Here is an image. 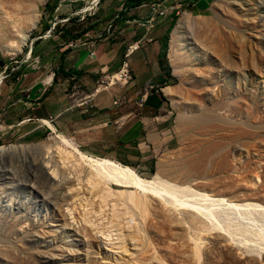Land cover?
<instances>
[{"label": "rangeland", "instance_id": "obj_1", "mask_svg": "<svg viewBox=\"0 0 264 264\" xmlns=\"http://www.w3.org/2000/svg\"><path fill=\"white\" fill-rule=\"evenodd\" d=\"M39 2L42 14L23 50L17 55L4 53L0 42V76L6 75L0 83V96L8 89L12 95L6 100L0 98V146L16 145L28 150L0 161V264H154L153 260L163 264H264V215L257 214L253 222L219 212L217 220L213 217L210 222L215 227L207 231L187 224L184 235L176 224L163 226L131 204L128 198L132 191H138L142 198L148 195L131 187L113 184L109 194L102 191L75 204L72 200L64 202L71 218L70 225L65 223L55 209L57 186L32 179L34 173L41 174L35 167L36 161L47 152L46 142L50 140L66 147L62 136L81 151L93 154L80 147L74 138L52 132L46 123L24 122L22 106L29 99L27 89L38 79H46L45 85L53 87L50 49L59 47L60 42L69 44L73 36L85 38L86 43L76 48H86L93 69L98 68L89 76L93 92L100 86L105 87L101 92H107L122 84L123 79L109 84V76L122 68L124 60L114 73L100 70L99 47L117 33V28L114 32V28L109 30L113 14L102 8L101 0ZM9 3L0 0V6L7 10ZM186 12L194 16V21L181 25ZM45 20L49 21V32L44 33L47 43L43 50L49 70L42 66L35 50L39 42L36 39L41 36L37 27ZM172 22L164 37L167 77L159 86L144 92L138 99L142 106L136 103L133 107L145 116L144 137L135 143V151L138 147L143 149L142 156L135 155L133 162L123 164L144 178L157 174L160 164H164L168 170L159 176L158 189H166L164 192L176 199L181 198L176 197L181 193L179 186L197 189L196 185H202L206 193L221 192L234 201L248 198L264 203V0H213L205 10L182 7ZM176 34L181 35L185 47L175 60L172 40ZM67 78L69 88H83L77 76ZM167 88L174 89V96L166 93ZM34 145L35 150H31ZM93 204L96 209L104 206L106 217L99 223L112 237L129 226L126 233L138 239V252L133 255V251L125 252L127 248L132 250L129 239L116 250L92 241V234L84 229V224L87 217L98 219L99 213L91 209ZM114 210H118L115 215ZM175 213L182 214L181 210ZM19 223L45 228L47 240L43 239L39 247L42 253L33 243H24L26 236L21 230L25 227L20 228ZM171 229L175 232L172 238Z\"/></svg>", "mask_w": 264, "mask_h": 264}, {"label": "crops", "instance_id": "obj_2", "mask_svg": "<svg viewBox=\"0 0 264 264\" xmlns=\"http://www.w3.org/2000/svg\"><path fill=\"white\" fill-rule=\"evenodd\" d=\"M150 1L153 0H101L102 8H108L110 14H113L108 25L109 30L114 28L112 31L114 32L117 28V33L99 47L101 53L99 67L102 72L111 74L119 70L123 60L128 59L130 78L127 79V83L124 80L117 89L93 92L89 85V76L92 72L98 71V68L93 69L86 48L69 46L70 42L80 41L84 44L83 42L86 41L82 35L73 36L68 46L60 42L59 47L50 49L53 64L49 69L53 73V87L49 89L45 85L46 79H38L27 89L29 99L24 100L22 106V110H25L23 121L42 124L48 120L54 130L47 123L46 126L52 132L74 138L80 147L87 149L86 151L93 155H104L127 164L135 160V155L142 156L143 149L138 147V151H135V143L136 141L139 143L144 137L143 117L145 116L137 112L139 108L136 111L133 107L136 103L142 106L138 99L141 100L144 92L148 88L159 86V82L167 77L164 37L171 29L176 14H171L154 29L153 43L142 45L126 58L128 46L140 39L143 34V28L136 21L149 14V6L142 4ZM212 1L176 0L173 3L181 5V8L189 6L205 10ZM115 2H118L117 6L114 5ZM134 13L138 15L128 17ZM117 15L118 19L115 20ZM48 26L49 21L39 23L37 33L41 36L36 39V42L38 40L39 42L35 45L42 66L46 69L48 57L43 49H46L44 44L47 43V38L44 33L47 32ZM70 75L82 80L83 88L66 86L65 82L69 80L67 77ZM49 79L51 75L48 81ZM9 92L10 89L6 90V94L2 97L0 96L1 101L12 97ZM93 150H100L102 153Z\"/></svg>", "mask_w": 264, "mask_h": 264}, {"label": "bare ground", "instance_id": "obj_3", "mask_svg": "<svg viewBox=\"0 0 264 264\" xmlns=\"http://www.w3.org/2000/svg\"><path fill=\"white\" fill-rule=\"evenodd\" d=\"M9 1L8 10L7 8L4 9L2 5L1 6L3 8L0 6V42L4 53L17 55L27 44L30 35L40 20L42 12L40 10L39 0ZM98 2L99 0H93V3ZM193 21L194 16L191 13L186 12L181 20V25H190ZM179 29L180 26L178 30ZM180 37V34H176L172 40V55L175 60L179 51L185 47L184 40L183 38L180 39ZM1 76L4 75L2 74ZM166 91L170 96H174V89L168 88ZM176 103H178L177 100ZM46 123L53 127L48 120ZM61 139L64 144H66V147H63L55 140L46 142L45 148H47V152L42 154L37 159V166H35L41 174L34 173L32 175V179L57 186L54 193L56 199L55 209L58 210L59 215L64 217L63 219L66 220L65 223L69 225L71 224V218L69 220V215L64 209V202L72 200L75 204L78 203L77 201L80 199H84L86 197L89 198L93 194L101 193L102 191L109 194L113 188V184L120 185L122 187L140 189L143 192L148 193L147 198H142L138 195V191H132L128 199L131 204L140 209L144 215H149L150 217L156 219L159 224L163 226L176 224L178 231L184 235L187 224L194 229L196 228L207 231L211 229V226L215 227V224H210V222H213V217L215 218L216 214L219 212L225 213L226 215L233 214L235 215V218L242 221L253 219V222L256 221L254 218L257 214L264 215V203L253 202L248 198H242L241 200L236 199V201H234L222 196L221 192L206 193V187L202 185H196L197 189H193L191 186H179L178 188L175 186L178 191L181 192L178 196L175 195L177 198H181L176 199L175 197L170 196L171 193H166L168 191L164 192L166 189L164 191H160L158 189V185L161 184L159 176L165 175L168 170L164 164H160L157 174H153L150 178H144L129 165L110 158L87 154L86 152L81 151L70 139L64 136H62ZM36 146L37 145H34L30 149L35 150L34 147ZM20 148L21 147L17 148L16 145L0 146V161H4L7 156L13 157V153H17L18 151H28L25 148ZM46 154H49V156H46ZM164 183L168 184L169 182L165 181ZM249 197L251 198L252 196ZM94 206L95 205L93 204L91 209H94L97 213H99L97 215L99 221L98 219L97 222L96 219L94 221L87 217L84 224V229L90 231L92 234V241L98 246L104 245L107 246V248L109 247L116 250V248H120V246L124 245L125 242H127V239H129L132 250L128 248L127 250L125 248L126 251L125 249L124 251H133L131 252L132 255L135 253L134 251L138 252L140 250H137L138 246L140 247L138 239L133 236H128L126 233V231L129 230V226L125 229V231L117 234L116 237H112L111 234L103 230L105 226L101 225V223H103L101 221H104V218L106 217V213L103 208L104 206H100L98 209ZM175 210H181L182 214L179 215L175 213ZM87 211L89 210L87 209ZM91 212L94 211L92 210ZM117 213L118 210L113 211V215ZM24 220L25 218L23 221ZM251 224L257 225L255 223ZM69 225H67V227ZM17 226L20 228L22 227V229L25 227V229L21 230L22 232L20 231L26 236L24 237V243L30 242L33 243V245H36L35 247L39 248L40 243L47 240L44 237L45 232L43 230L45 228L41 230L39 227H26L23 223H19ZM220 226L222 227L221 224ZM174 235L175 232L171 229L169 236L172 238ZM43 239L44 241H42ZM38 248L36 249L40 252L43 251L41 248ZM52 254L54 257L57 256L54 253ZM134 257L135 255L133 258ZM50 260L51 257H48V261ZM153 261L154 264H163L160 260Z\"/></svg>", "mask_w": 264, "mask_h": 264}, {"label": "built area", "instance_id": "obj_4", "mask_svg": "<svg viewBox=\"0 0 264 264\" xmlns=\"http://www.w3.org/2000/svg\"><path fill=\"white\" fill-rule=\"evenodd\" d=\"M173 1L176 0H153L150 1L148 3H143L142 5H147L149 6V14L144 17V18H140L136 21V23L143 28V34L141 36L140 39H138L137 41H135L134 43H132L131 45H129L127 52H126V58L129 57V55L136 49L142 47V45L147 44V43H153L155 38L153 36V31L154 29L167 17H169L171 14L176 13L179 14L180 13V9H181V5H177L176 3H173ZM118 18V15L116 16V19ZM115 19V20H116ZM49 32V30H48ZM86 43V42H83ZM80 41H76V42H70V46H72L73 48H76L77 46H79ZM82 44V43H81ZM32 53V49H30L29 54L31 56ZM39 58V57H37ZM118 77H116L115 80H112V77L115 74H118ZM115 74H113L111 77L109 76L110 82L109 84H113V83H118L120 80L123 79L126 80L130 78V72H129V62L128 59H125L123 61V65L122 68L116 72ZM6 75H4L5 77ZM123 83V82H122ZM105 88V87H104ZM104 88L102 86L98 87L96 89V91H102L104 90Z\"/></svg>", "mask_w": 264, "mask_h": 264}, {"label": "water", "instance_id": "obj_5", "mask_svg": "<svg viewBox=\"0 0 264 264\" xmlns=\"http://www.w3.org/2000/svg\"><path fill=\"white\" fill-rule=\"evenodd\" d=\"M32 49V47H31ZM0 63L2 64V61H0ZM4 76H0V82L3 80Z\"/></svg>", "mask_w": 264, "mask_h": 264}]
</instances>
